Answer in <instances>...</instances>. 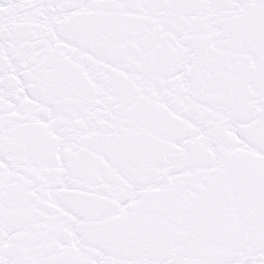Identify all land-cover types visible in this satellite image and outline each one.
Returning <instances> with one entry per match:
<instances>
[{
	"label": "snow or ice",
	"instance_id": "1",
	"mask_svg": "<svg viewBox=\"0 0 264 264\" xmlns=\"http://www.w3.org/2000/svg\"><path fill=\"white\" fill-rule=\"evenodd\" d=\"M0 264H264V0H0Z\"/></svg>",
	"mask_w": 264,
	"mask_h": 264
}]
</instances>
